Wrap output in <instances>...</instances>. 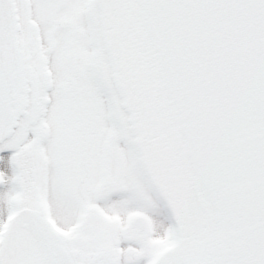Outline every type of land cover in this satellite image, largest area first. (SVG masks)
<instances>
[{"label":"snow or ice","instance_id":"snow-or-ice-1","mask_svg":"<svg viewBox=\"0 0 264 264\" xmlns=\"http://www.w3.org/2000/svg\"><path fill=\"white\" fill-rule=\"evenodd\" d=\"M0 264H264V0H0Z\"/></svg>","mask_w":264,"mask_h":264}]
</instances>
